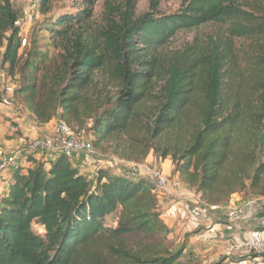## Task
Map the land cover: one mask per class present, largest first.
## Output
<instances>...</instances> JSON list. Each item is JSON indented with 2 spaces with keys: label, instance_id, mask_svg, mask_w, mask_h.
<instances>
[{
  "label": "trees",
  "instance_id": "16d2710c",
  "mask_svg": "<svg viewBox=\"0 0 264 264\" xmlns=\"http://www.w3.org/2000/svg\"><path fill=\"white\" fill-rule=\"evenodd\" d=\"M54 1L39 0L38 14ZM93 7L82 0L46 27L55 56L37 51L21 60L19 14L0 0L2 65L9 79L17 69L15 96L34 124L63 122L85 131L96 149L111 142L127 162L149 154L168 160L172 175L208 206L227 205L235 194L243 202L264 197V7L257 17L231 0H184L178 12L154 5L136 17L135 2L124 0L108 3L95 28ZM209 23L228 26L229 36L165 51L178 33ZM244 38L257 41L258 64L245 79L233 41ZM26 161L33 167L11 169L0 197V264L180 263L185 248L173 250L150 178L104 169L90 178L62 155L48 167ZM111 215L115 227L106 226ZM248 258L264 262L255 253L242 262Z\"/></svg>",
  "mask_w": 264,
  "mask_h": 264
},
{
  "label": "rangeland",
  "instance_id": "374dc122",
  "mask_svg": "<svg viewBox=\"0 0 264 264\" xmlns=\"http://www.w3.org/2000/svg\"><path fill=\"white\" fill-rule=\"evenodd\" d=\"M39 0H10L13 8L19 14L18 27L20 30L21 47L19 50V56L21 60H24L29 52L41 51L46 53L49 57L56 55V50L53 48L52 41L49 33L46 31V27L52 22L56 21L61 15L73 14L76 11V6L81 3L82 0H55L52 3V9L46 16H40L37 12V3ZM135 2V16L138 17L156 5L158 13L161 14H172L178 12L179 9L184 5V0H133ZM246 12L252 13L253 16L259 17V13L264 7V0H231ZM110 3L112 5L124 3V0H94L93 17L91 19V26L93 28L99 26L102 22V17L106 10V5ZM228 26L219 25L214 23L206 24L193 31H182L178 33L166 46L165 51H178L183 49L186 45H194L201 43L202 45L207 43L210 39L217 40L218 38H227L229 36ZM235 52L237 55L238 72L240 78H247L252 73H255V68L258 66L254 54L257 52V41L252 38L234 39ZM4 52V45H0V91L4 94V99L7 106L12 108V113L17 117L22 118L20 123L21 131L16 134L13 132V136L10 139L21 138L23 141L20 145L11 150L7 151L8 155H13L17 159V163H27L28 158H32L35 161L47 163L52 160L56 154L46 151H29V145L35 140L50 139L55 136L57 131V125L59 121L54 120L53 124L45 130L44 127L35 126L32 116L26 110V106L21 102V99L15 96V91L20 86V75L15 70V76L11 79L7 78L8 64L2 65V54ZM254 67V68H253ZM19 70V69H18ZM226 92H229L226 90ZM11 112V111H9ZM15 119V117H13ZM12 119V120H13ZM6 121V119H4ZM7 122V121H6ZM12 124V123H11ZM15 124V123H14ZM18 125L15 124L14 127ZM13 129V128H12ZM74 133L84 136V139L91 145V152L83 156L81 165H84L86 175L92 178L99 169H104L113 174L124 175L130 179H135L138 176L150 178L151 169L158 170L167 180L168 184L160 191L161 196L166 194V190L171 186L172 180V167L168 160L167 163L156 162L154 157L149 154L145 160L141 163H132L121 160L114 154V146L111 142L103 143L99 148L92 146V138L85 133L77 129L72 130ZM31 133H35L31 137ZM16 135V136H15ZM162 164V165H161ZM28 167H33L31 163ZM45 167H48L47 165ZM11 170V169H10ZM10 170L6 171L5 174L0 176V196L3 194L5 181L7 182L11 177ZM7 174L9 176H7ZM7 177V178H6ZM4 178H6L4 180ZM177 189L183 196L186 192L190 195L189 199L182 202V207H185V226L184 232L176 233L173 230L169 235V241L173 250H177L181 247L185 248L183 257L179 264H204V260L201 259L202 253L200 252L199 243L202 238L201 235H208L210 232L206 228L208 220L210 219L211 225L213 226L217 221L223 222L229 219L230 211L228 208L232 206L236 209V215H243V213H249L247 206L248 201H231L229 200L227 205L217 206L218 209L212 210V206L205 205L199 200V196L193 191L186 189L184 186L172 187ZM183 188V189H182ZM232 205H231V204ZM181 207V206H180ZM161 216L163 214L162 208L160 207ZM263 214V213H262ZM236 215H231V218H237ZM219 217V219H217ZM164 217L162 216L161 219ZM114 215L108 216L106 226L115 227L113 223ZM164 220V219H163ZM224 223V222H223ZM33 232L37 235H43V228L38 225H33ZM205 232V233H203ZM201 237V238H200ZM193 239V241L191 240ZM200 255L199 258L196 256ZM230 261L235 259L230 256ZM201 259V260H200ZM234 259V260H232ZM200 260V261H199ZM199 262V263H198Z\"/></svg>",
  "mask_w": 264,
  "mask_h": 264
},
{
  "label": "crops",
  "instance_id": "0c3cea01",
  "mask_svg": "<svg viewBox=\"0 0 264 264\" xmlns=\"http://www.w3.org/2000/svg\"><path fill=\"white\" fill-rule=\"evenodd\" d=\"M12 112L14 111H12V108L10 106H7L6 101L0 104V152L11 151L17 148L20 145V142L23 141L19 137L16 139H10L13 136V132H17V131L18 133L23 132L21 131L22 129L20 127L21 120L23 119L17 117V115H15ZM13 117H15V119H13ZM4 119H6L7 122L4 121ZM53 122L54 120H52L50 123L46 125L39 127H44V129L47 130L53 124ZM11 123H15L18 126L14 128L11 126ZM31 135H32L31 137H33V135L36 134L31 133ZM164 163L166 164V166L167 164L169 165L167 161ZM22 165L23 167H28V163ZM46 165L48 166V162L46 163ZM86 173L87 171H85V174ZM114 175H119V174H114ZM7 176L9 175L7 174ZM6 178H4V180ZM172 180H178V179L176 176H173ZM188 197H190V195H187V192L185 196L184 194L182 196V194L178 192L177 189H173L172 187L166 190V194H163V196L158 197V205L159 207L162 208V212H163V217H164L163 218L164 220L162 219L163 222L171 231L174 228L175 230L173 231L176 232L177 234L185 231L184 222L186 220V217L184 212L186 211L185 210L186 208L182 206L181 207L176 206L175 202L176 201L185 202L186 200L189 199ZM240 200H242L241 197L238 194H235L231 197L230 202L231 201L237 202ZM242 203L244 202L242 201ZM228 210L230 211V213H229V219L227 221H223L224 223L217 221L212 226L211 225L212 223L210 222L209 219L206 228L209 230L208 232L210 231L211 232L206 236L200 234L202 238L200 237L201 240L199 243V247H200L199 250L202 253L201 259L204 260L203 262L204 264H211L213 262H216L221 257H229L228 259H226L225 264H242V257L243 255H246V253L243 250L237 249L236 244L239 243L237 241L244 240L247 238L264 237V228H263L264 214L260 212L259 213L249 212V213H243V215L239 216L236 215L237 210L233 209L232 206H230ZM231 215H236L237 218L235 219L231 218L230 217ZM217 219H219V217ZM232 236H235L236 239H234ZM191 240L193 241L192 238ZM199 256L200 255H197L196 257L199 258ZM230 256H232L236 260L238 259L241 260L240 262H230L229 261V259L231 258ZM257 264H264V262L262 261V259H258Z\"/></svg>",
  "mask_w": 264,
  "mask_h": 264
},
{
  "label": "built area",
  "instance_id": "2783aa9c",
  "mask_svg": "<svg viewBox=\"0 0 264 264\" xmlns=\"http://www.w3.org/2000/svg\"><path fill=\"white\" fill-rule=\"evenodd\" d=\"M29 151H46L55 153L56 156L53 160L62 155L68 161L72 163L74 168L78 169L80 173L85 174L84 165H81L82 158L85 154L91 152V145L84 139V136L74 133L65 123L59 122L57 125V131L55 136L50 139L43 140H35L29 145ZM9 153L0 152V176L4 174L6 171L14 168H21L17 163V159L13 155H8ZM52 161V160H51ZM27 164V163H26ZM150 179L154 182L156 187L157 197L161 196L160 191L165 189L168 184V180L155 169H151ZM180 183L178 180H174L171 182V186L180 187ZM187 195L188 192H187ZM181 201H176V206H182ZM248 212H262L264 211V197H260L258 199H254L252 201H248L247 203ZM212 210L218 209L217 206H212ZM163 216V214H162ZM161 216V217H162ZM236 239L235 236H232ZM236 244L237 249L243 250L246 254H260L264 255V237L260 238H247L244 240H239ZM258 258H248L242 262V264H257Z\"/></svg>",
  "mask_w": 264,
  "mask_h": 264
}]
</instances>
